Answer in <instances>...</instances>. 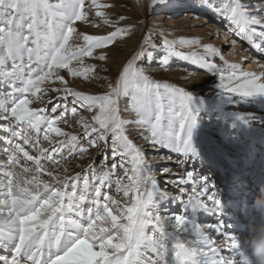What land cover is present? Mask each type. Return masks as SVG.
Returning <instances> with one entry per match:
<instances>
[{
    "label": "snow or ice",
    "instance_id": "1",
    "mask_svg": "<svg viewBox=\"0 0 264 264\" xmlns=\"http://www.w3.org/2000/svg\"><path fill=\"white\" fill-rule=\"evenodd\" d=\"M153 3L167 5L168 0ZM192 4L222 16L227 34L260 53L256 63L261 71L226 61L218 65L214 58L222 59L220 49L192 38L169 39L171 32L160 30L156 43V30L149 29L103 94H86L73 90L62 71L88 79L96 66L85 64V58L106 61L109 57L95 50L111 51L110 45L130 37L131 27L118 26L126 18L110 20L105 10L113 5L100 0H0V121H6L0 131L7 134L0 136L5 144L0 149V264H254L243 241L224 234L222 225L197 223V213L221 211L212 176L186 171L169 179L166 183L179 189L173 195L158 186L143 149L127 134L129 125L142 129L145 143L176 153L181 167L189 162L223 167L204 134L202 113L264 146V0ZM94 18L114 30L106 35L79 30L86 24L98 27ZM156 53L163 54L159 64L165 70L178 58L217 77L215 95L201 97L154 79L149 65ZM50 92L58 94L55 103ZM122 98L127 100L123 109ZM241 106L258 111L237 110ZM69 111L78 117L82 135L59 127L67 124ZM231 139L236 151L247 154L239 135ZM89 147L97 154L110 148L111 165L105 155L99 169L88 164L72 174L69 156L83 159ZM255 166L264 188V153ZM113 183L116 197L108 191ZM170 200L186 214H168ZM213 231L222 240L214 239Z\"/></svg>",
    "mask_w": 264,
    "mask_h": 264
},
{
    "label": "rangeland",
    "instance_id": "2",
    "mask_svg": "<svg viewBox=\"0 0 264 264\" xmlns=\"http://www.w3.org/2000/svg\"><path fill=\"white\" fill-rule=\"evenodd\" d=\"M216 3H227V0H214ZM101 3L112 4L113 7L106 9L110 20H118L119 16H124L125 21H120V27H131L132 33L129 36L123 38L122 41H117L115 45H110L109 47L121 48L122 52H118L114 49L109 51L108 49H97L95 50L96 55L105 54L109 58L106 61H98L92 58H85V64L95 65V71L90 74L88 79L83 77H69L67 73L62 71V74L66 77L69 86L75 91H81L86 94H103V90L106 89L107 84L113 80V76L117 73L118 66L122 65L127 60L131 59L135 51L138 50V45L143 39V36L148 33L149 29H155L153 35V40L156 43H160L159 31L163 30L165 32H173L170 29L183 31L181 37L192 38L199 40L202 44H211L222 52V59L220 57L214 58V62L218 65L226 61L228 64H240L247 71L259 72L261 69L256 61H261L262 57L259 52L251 48L244 41H240L235 35H230L228 33V28L226 26L227 21L222 17H214L212 14H205L200 8L196 7L195 9H185L190 7H185L171 15V21H179L183 14L192 13L193 17L188 22L189 25L183 26L182 29L178 25H168L169 29L165 26L164 29H158V26L155 25V18L158 14H161L160 7H157L150 2L144 3L143 0H100ZM249 3H258L260 0H246ZM172 1L168 0V4ZM152 5L149 8V5ZM164 5V6H167ZM163 10V7H162ZM213 16V17H211ZM96 22L98 27H92L91 24H87L93 29V33L96 35H106L108 32L114 30L109 28L107 25L99 22L98 18ZM196 22V23H194ZM211 25H215V28H210ZM219 30H218V29ZM218 30V31H217ZM177 31V32H178ZM227 35L228 39H234L237 45L229 46L228 41L222 39V35ZM180 35L172 34L169 36V39L179 38ZM221 38V39H220ZM220 39V40H219ZM244 47H243V46ZM238 46L242 47L239 48ZM182 51H188L187 49H181ZM247 53V56L245 54ZM163 55L162 53H156V59L151 62L149 65L153 69L152 76L154 79L161 82H168L175 84L179 87H183L188 91H192L198 96L201 97H210L215 95L216 89L215 85L218 83L217 77L206 74L203 69L194 65L188 61H183L178 58H172L169 61L167 69L160 67L159 58ZM229 57V59L227 58ZM93 60L94 64H90V61ZM230 60V61H227ZM78 67V65H75ZM192 76H205L203 79L196 81H181L180 76L187 77V75ZM96 77H99V81L96 80ZM106 77V79H105ZM178 77V78H176ZM178 79V80H177ZM57 86L56 84L49 85L48 87ZM58 94L50 92V96L53 97V103L56 102L55 97ZM71 97H69L68 107L72 106ZM126 98L121 100V108L123 109L126 105ZM39 105H33L37 107ZM52 105H48V110L50 111ZM240 111H258L254 107H245L241 106ZM81 114L85 115L86 118H90L91 114L86 113L83 110H79ZM122 115L125 118L128 117L127 112L122 111ZM203 123L202 128L204 129V134L212 142L213 151L219 154L223 167L219 169H209L206 165H201L199 162H189L184 167L179 166L176 161L180 159L176 153H168L166 149H160L156 151L149 144L145 143L142 139V129L137 128L134 125L128 126L129 138L133 140L137 146L141 147L144 151L146 158L149 161L150 166L156 171L157 184L158 186L166 190L173 195L179 194L178 187L173 186L172 184L166 183L167 180H176L181 174L186 171H194L196 174L210 175L216 184L217 195L221 202V211L218 215L211 214L208 212H199L197 213L196 220L197 223L201 225L206 224H220L223 226L224 234L234 236L238 241H243V239L248 235L249 228L252 224L258 223L259 218L254 214V211L250 208L253 198L257 196L260 192L261 185L258 178V171L255 166V161L260 159L262 153H264V146L256 143L255 141L245 137L242 133H238L236 130H233L228 122H217L215 115L209 116L208 114L202 113ZM64 119L67 121V124L61 123L59 127L65 132L71 133L73 135H82L83 129L77 123L78 117H73L71 112L66 113ZM6 121H0V124H4ZM7 135L3 131H0V136ZM240 136V139L245 141L248 145L249 151L247 154L239 153L232 146V137ZM53 139H63V137L57 138L53 136ZM110 142V138H109ZM81 143H85L84 140H81ZM45 146H48L45 142ZM5 147L4 141L0 140V149ZM88 154L84 156L83 159H80L78 156L73 159L69 156L71 161L69 167L71 173L75 174L81 172L88 164H93L94 168L99 169L100 162L107 155V164L110 166L112 163L111 149L109 148L105 153H98V149L89 147ZM160 155L171 156V160L159 161L153 159V157ZM91 157H95V160ZM3 157H0L2 159ZM79 165V166H78ZM164 167H169L172 169V173L161 174L160 170ZM181 187L190 188V185H184ZM109 194L116 197L117 192L115 184L108 189ZM186 199L187 196L185 195ZM168 214H186L183 212L182 205L179 202L172 203L171 200L166 204ZM214 239L217 241L222 240V236L215 233L214 231L210 233ZM0 254H3L0 252ZM227 254V253H225Z\"/></svg>",
    "mask_w": 264,
    "mask_h": 264
},
{
    "label": "bare ground",
    "instance_id": "3",
    "mask_svg": "<svg viewBox=\"0 0 264 264\" xmlns=\"http://www.w3.org/2000/svg\"><path fill=\"white\" fill-rule=\"evenodd\" d=\"M144 1V3H146V2H150L151 4H154L153 3V0H143ZM170 1H172V3H170L169 5H167V6H164V5H160V4H158V3H155V5L157 6V7H160L159 8V11L161 12V14H158L157 15V17L155 18L156 20V22H155V25H157L158 26V29H164V27H163V25H164V23L166 22L167 23V25H165L167 28L170 26V25H178V27L180 28V29H182V27L183 26H186V25H189L188 24V22L190 21V19H192V18H194L193 17V15H192V13H187V14H183L182 16H181V18L182 19H180L179 21L177 20V21H171V19H170V17H171V15H175V13L176 12H178L179 10H181L182 8H185V7H190V8H185V9H195L196 7H194L193 6V4H192V0H170ZM213 2L214 3H216L214 0H213ZM162 7H163V10H162ZM199 10H202L203 12H205V14H208V13H210V14H212L214 17H216V18H218V17H220V16H216L215 14H213L212 12H209V11H206V10H204L203 8H200ZM213 16H211V17H213ZM194 23H196V22H194ZM169 25V26H168ZM226 26H227V28H228V24H226ZM216 26L215 25H211L210 26V28H215ZM169 29V28H168ZM218 29V28H217ZM80 31H86L88 34H91V33H93L94 31H93V29L90 27V26H88L87 24L86 25H82L81 27H80V29H79ZM219 30V29H218ZM217 30V31H218ZM228 30V29H227ZM170 31H173L172 32V34H174V35H180V36H178V37H181V33H183V31H178V30H173V29H170ZM178 31V32H177ZM222 39H224V40H229L228 41V43H229V46H231L232 47V45H235V44H233L232 43V41H234V39H228V37H227V35L225 34H223L222 35ZM221 39V38H220ZM219 39V40H220ZM237 45V44H236ZM243 46V45H242ZM239 48H242V47H240V46H238ZM244 47V46H243ZM109 48H111V49H114V50H116V51H118V52H122V49L121 48H119V47H117V48H113V47H109ZM245 56H247V53L245 54ZM228 59H229V57H227ZM227 61H230V60H227ZM90 64H94V61L93 60H91L90 61ZM154 69V68H153ZM181 78V80H179V84H181V81H184V82H186V81H191V80H193V81H196V80H202L203 79V77H205V76H200V75H197V76H192L191 74L188 76L187 75V77L185 76V77H182V76H180ZM176 78H178V77H176ZM178 80V79H177ZM1 253H3L2 251H0ZM4 254V253H3Z\"/></svg>",
    "mask_w": 264,
    "mask_h": 264
},
{
    "label": "clouds",
    "instance_id": "4",
    "mask_svg": "<svg viewBox=\"0 0 264 264\" xmlns=\"http://www.w3.org/2000/svg\"><path fill=\"white\" fill-rule=\"evenodd\" d=\"M250 208L259 218V222L250 226L243 243L250 251L254 264H264V188L253 198Z\"/></svg>",
    "mask_w": 264,
    "mask_h": 264
}]
</instances>
